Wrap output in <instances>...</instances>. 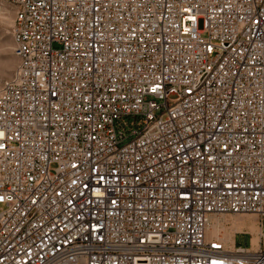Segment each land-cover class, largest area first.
I'll list each match as a JSON object with an SVG mask.
<instances>
[{"label": "built area", "instance_id": "obj_1", "mask_svg": "<svg viewBox=\"0 0 264 264\" xmlns=\"http://www.w3.org/2000/svg\"><path fill=\"white\" fill-rule=\"evenodd\" d=\"M13 7L0 264H264V0Z\"/></svg>", "mask_w": 264, "mask_h": 264}, {"label": "rangeland", "instance_id": "obj_2", "mask_svg": "<svg viewBox=\"0 0 264 264\" xmlns=\"http://www.w3.org/2000/svg\"><path fill=\"white\" fill-rule=\"evenodd\" d=\"M15 11L13 0H0V86L9 80L15 71L18 60L13 54V38L11 34ZM58 48V46H54ZM160 103V102H159ZM247 219H252L257 222L255 216H227L221 219H216V224L219 238L222 242L230 245V240H233V245L249 247L251 246L252 234L245 226L237 230L233 225V220L242 222ZM218 223V224H217ZM250 234V235H249Z\"/></svg>", "mask_w": 264, "mask_h": 264}, {"label": "bare ground", "instance_id": "obj_3", "mask_svg": "<svg viewBox=\"0 0 264 264\" xmlns=\"http://www.w3.org/2000/svg\"><path fill=\"white\" fill-rule=\"evenodd\" d=\"M240 216H247V215H240ZM214 221L212 222V224L210 226V234L221 241V239L219 238L218 231H217L218 227L216 226V224L214 225ZM233 225H234V227H236L237 230H240V229L244 228L245 226H247V228L251 231V234H252V240H251L252 241L251 242L252 247L254 250L257 249V247L259 245V236L261 233V226L259 224L258 219H257V222L255 220H252V219H247V220L242 221V222H236L233 220ZM229 242H230V245H229L230 249H233L234 248L233 240H230Z\"/></svg>", "mask_w": 264, "mask_h": 264}]
</instances>
